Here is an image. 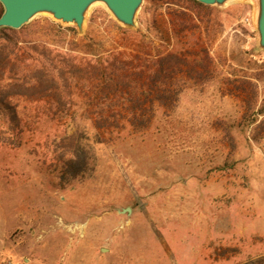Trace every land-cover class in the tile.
<instances>
[{"label": "rangeland", "instance_id": "374dc122", "mask_svg": "<svg viewBox=\"0 0 264 264\" xmlns=\"http://www.w3.org/2000/svg\"><path fill=\"white\" fill-rule=\"evenodd\" d=\"M188 5L144 0L136 29L102 5L82 34L47 16L22 28L20 47L29 52L39 45L100 60L183 48L200 60L207 50L215 67L200 81L185 69L172 87L181 93L147 102L136 118L128 103L113 107L106 117L115 112L126 125L118 132L95 130L97 115L78 98L54 121H39L37 105L15 100L22 128L32 129L23 133L0 112V201L11 233L1 264H264V235L246 230L247 222H264V51H257L254 6L192 12L196 26L177 38L173 23L180 28L179 6ZM133 120L145 127L135 130ZM46 122L54 129L41 130ZM64 129H79L75 140L88 157L76 179L63 176Z\"/></svg>", "mask_w": 264, "mask_h": 264}, {"label": "trees", "instance_id": "16d2710c", "mask_svg": "<svg viewBox=\"0 0 264 264\" xmlns=\"http://www.w3.org/2000/svg\"><path fill=\"white\" fill-rule=\"evenodd\" d=\"M186 1L188 6H179L181 14L177 18L180 28L177 29L173 23V36L177 38L190 23L192 27L196 26L192 24V12H203L208 16L213 11L211 7L194 0ZM2 13L0 4V17ZM22 30L0 29V112L10 118L13 132L32 130L28 125L22 128L18 106L12 103L15 100L25 99L37 105L34 112L39 121L41 117L54 121L56 116L69 115L76 108L73 104L75 98L86 100L97 115L93 124L95 130L118 132L126 125L113 119L115 112L110 113L112 119L106 117L113 107L121 102L128 103L129 113L136 118L138 109L147 102L154 100L164 104L170 96L181 93V90L172 87L179 85L177 79L184 77L185 69L195 81H200L205 80L210 69L215 67L207 50H204V57L200 60L199 52L189 53L183 48L167 49L158 56H152L147 48L129 53L115 52L100 60H78L39 45L29 52L20 47ZM251 95L250 99L255 102L257 90H252ZM47 123L39 128L53 130V127H46ZM36 125L40 126L39 123ZM61 125L54 124V131ZM129 125L135 130L145 127L144 123L135 120ZM77 132L79 129L71 134L65 129L62 132L63 142L70 141L68 145L63 144L67 150L62 158L65 179L82 176L88 165L86 153L75 140Z\"/></svg>", "mask_w": 264, "mask_h": 264}, {"label": "water", "instance_id": "95a60500", "mask_svg": "<svg viewBox=\"0 0 264 264\" xmlns=\"http://www.w3.org/2000/svg\"><path fill=\"white\" fill-rule=\"evenodd\" d=\"M204 6L224 8L236 2L252 3L253 25L257 51H264V0H194ZM144 0H0L3 13L0 29L21 30L38 16L50 17L62 25L75 26L80 34L85 30L90 11L102 5L112 18L127 29L137 28V17ZM123 213L130 212L123 209Z\"/></svg>", "mask_w": 264, "mask_h": 264}, {"label": "crops", "instance_id": "0c3cea01", "mask_svg": "<svg viewBox=\"0 0 264 264\" xmlns=\"http://www.w3.org/2000/svg\"><path fill=\"white\" fill-rule=\"evenodd\" d=\"M262 218H259L261 220H264V214H262ZM246 230L250 232L253 236H263L264 235V222H261L259 224H254L247 222ZM10 231L7 229V221L6 216L3 212L2 204L0 201V260H1V254L6 246L7 241L10 238ZM1 264V262H0Z\"/></svg>", "mask_w": 264, "mask_h": 264}]
</instances>
